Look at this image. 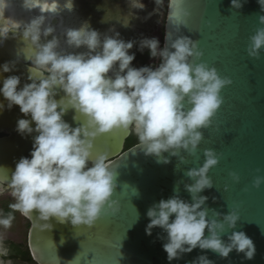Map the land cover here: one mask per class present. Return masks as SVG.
<instances>
[{
  "label": "clouds",
  "instance_id": "clouds-1",
  "mask_svg": "<svg viewBox=\"0 0 264 264\" xmlns=\"http://www.w3.org/2000/svg\"><path fill=\"white\" fill-rule=\"evenodd\" d=\"M9 3L10 0H0V36H7L12 30L30 46L28 58L32 67L28 79L32 82L18 90L20 76L10 75L3 80L0 93L9 110L19 105L20 112L31 117V120L18 119L16 131L21 135L38 133L33 137L30 157L19 159L8 182L15 201L10 208L25 216H31L35 210L41 230L53 227L48 222L50 218L61 224L70 221L74 226L92 227L102 212L116 213L120 208L119 201L112 199L117 187L116 172L110 168L108 155L100 153L92 157L95 138L114 129L131 130L144 154L157 157V162H169L163 155L165 152L183 160L179 150L189 154L195 151L202 140L200 129L211 124L222 103L220 91L231 80L222 78L215 67L205 62L189 63V57L199 59L202 55L189 36L173 39L170 48L174 51L161 48L156 37L142 38L139 50L147 48L150 57L159 58L160 63L156 67L137 68L131 66L136 54L129 51L135 41L121 39L118 32L101 38L87 22L63 32L67 48L83 47L87 51L70 52L61 47L60 39L52 35L55 27L46 24L49 16L60 12L59 0H23L25 9L39 8L41 13L26 23L4 16ZM155 3L159 5L162 0ZM258 3L264 11V0ZM129 4L132 8L145 7L143 0H129ZM231 6L239 9L243 0H231ZM72 7L71 0L65 8ZM45 11L49 16L43 14ZM259 22L264 25V15L259 16ZM49 35L52 38L42 42V37ZM262 49L264 27H259L250 37L247 52L250 57L259 58ZM14 68V61L5 62L0 65V72H11ZM33 69L41 75H34ZM57 87L64 93L59 100L55 98ZM4 108L0 102V111ZM69 109L75 110L74 121L84 117L76 127L63 119ZM204 154L203 165L186 172L194 181L184 184L191 202L174 194L154 203L146 213L149 223L145 232L151 235L154 227L162 229L166 235L160 238L165 241L163 249L169 262L196 248L211 250L221 258H227L235 250L251 260L256 248L244 231H232L227 240L222 239L226 225L228 229L235 228L239 220L236 211L223 214L213 210L214 217L209 219L208 197L200 193L213 186L207 174L218 163V156L212 149H205ZM230 175L239 181L238 174ZM261 183L264 176H256L253 186L259 187ZM13 219L11 214L0 215V227L10 228ZM2 240L0 234V254H6ZM187 264L215 262L201 254Z\"/></svg>",
  "mask_w": 264,
  "mask_h": 264
},
{
  "label": "water",
  "instance_id": "water-1",
  "mask_svg": "<svg viewBox=\"0 0 264 264\" xmlns=\"http://www.w3.org/2000/svg\"><path fill=\"white\" fill-rule=\"evenodd\" d=\"M159 6L152 0L151 11L140 19L149 18ZM181 9L189 15H183ZM260 15L264 11L258 0H243L239 9L231 6V0H167L162 48L174 51L170 43L180 35L196 41L202 55L199 59L189 57V63L205 62L215 67L222 78L231 80L220 91L222 103L211 124L200 129L202 140L195 151L189 154L179 150L183 160L165 152L163 155L169 162H157V157L144 154L139 142L125 148L131 130L114 129L95 138L92 157L106 153L110 168L116 172L117 187L112 199L119 201V211L102 212L92 227L74 226L70 221L61 224L50 218L48 222L53 227L44 230L39 226L35 210L31 216L24 215L30 224L29 249L38 264H187L201 254H206L215 264H264V183L253 186L256 176H264V49L259 58L250 57L247 52L250 37L257 28L264 27L259 22ZM107 32L113 34L114 27L106 29L103 35ZM29 47L22 35H14L12 30L7 36H0V65L15 62L13 71L0 72V87L10 75L20 76L18 90L32 82L28 79L32 67L27 63ZM32 71L36 76L41 75L35 69ZM56 91L55 98L59 100L64 93L59 87ZM0 102L5 105L0 111V133H4L0 136L2 194L10 189L8 182L19 159L30 157L33 137L38 133H18V119L31 120L30 115L25 117L19 105L9 110L2 93ZM74 114L75 110L69 109L63 119L76 127L84 117L74 121ZM31 126L34 128L35 122ZM205 149L214 150L218 156V163L207 174L213 186L200 193L208 197L209 219L214 217L213 210L223 214L236 211L239 220L234 229L225 226L222 239L227 240L232 231H244L256 248L251 260L235 250L227 258H221L211 250L196 248L169 262L163 249L165 241L160 238L166 234L160 227H154L151 235L145 232L149 223L146 213L154 203L174 194L191 202L184 184L194 181L186 172L203 165ZM232 172L238 174L239 181L233 180Z\"/></svg>",
  "mask_w": 264,
  "mask_h": 264
},
{
  "label": "flooded vegetation",
  "instance_id": "flooded-vegetation-1",
  "mask_svg": "<svg viewBox=\"0 0 264 264\" xmlns=\"http://www.w3.org/2000/svg\"><path fill=\"white\" fill-rule=\"evenodd\" d=\"M72 3H73L72 9L68 10L65 7L71 4V0H59V6L57 10L60 12L58 14L49 16V13L47 11L43 13L45 16H49V20H46V24L50 23L52 26L55 27L56 31L52 35H55L60 39L61 47L64 46L63 45L64 29L68 28L65 25L63 27L61 25V28H60L59 26L60 24H62V22L65 24L68 23L67 25L69 27L79 28L85 22H87L88 25H90L92 21L91 17L83 16V14L78 10L75 0H72ZM22 4H23V0H10L9 6L4 11V16L11 17L17 21L26 23L33 16L41 14L39 8H34L30 10L31 15H29V17L26 14H25L26 16L25 15L19 16L18 14H13L12 7H14V5L18 6ZM114 4L115 3H113V5ZM136 17L138 18V15ZM163 28H164V25H163ZM105 30L106 29L98 30V32L101 34V37L104 34ZM52 35H49L46 38L42 37V40H44V42L46 40H50L52 38ZM162 40H163V35H162ZM66 49L67 51H70V52L87 51V49L83 47L79 49H71V48H66ZM130 52H133V48L130 50ZM27 63L32 66V62L30 59L27 61ZM3 134L4 133H0V136ZM5 193H11V190L9 189L5 191L4 193L0 194V197H1L0 198V215L8 216L9 214H11L14 217V219L12 220L10 228L4 229L3 227H0V234H2L3 236L2 247L6 251V254H0V264H38L33 258L30 252V249H29V245H28V229L30 225L29 220L24 215H22L20 212L14 211L10 208V205L14 203L12 200L13 197L9 196L7 198H2L1 195Z\"/></svg>",
  "mask_w": 264,
  "mask_h": 264
},
{
  "label": "rangeland",
  "instance_id": "rangeland-1",
  "mask_svg": "<svg viewBox=\"0 0 264 264\" xmlns=\"http://www.w3.org/2000/svg\"><path fill=\"white\" fill-rule=\"evenodd\" d=\"M75 3L83 16L92 18L89 25L91 28L98 31L100 29L114 27V33L112 35L118 32L120 38L125 41L132 40L139 42L144 37H156L162 48L167 0H162L158 11L145 20H141L140 18L151 11L152 0H143L145 5L143 9L132 8L129 0H75ZM113 3L115 4L113 5ZM137 15L138 18L136 17ZM159 63V58L152 57L148 60L147 66L156 67ZM131 66L141 67L138 63H132ZM1 196L2 198H7L11 194L5 193ZM12 200L15 202L14 198Z\"/></svg>",
  "mask_w": 264,
  "mask_h": 264
},
{
  "label": "trees",
  "instance_id": "trees-1",
  "mask_svg": "<svg viewBox=\"0 0 264 264\" xmlns=\"http://www.w3.org/2000/svg\"><path fill=\"white\" fill-rule=\"evenodd\" d=\"M139 42H136L133 46V52H135V59L132 63H138L141 67L147 66V61L152 58L150 57L149 50L145 48L142 52L139 50ZM139 142L137 136L132 133L125 142V148L133 145L134 143Z\"/></svg>",
  "mask_w": 264,
  "mask_h": 264
},
{
  "label": "bare ground",
  "instance_id": "bare-ground-1",
  "mask_svg": "<svg viewBox=\"0 0 264 264\" xmlns=\"http://www.w3.org/2000/svg\"><path fill=\"white\" fill-rule=\"evenodd\" d=\"M38 11V10H37ZM12 12H13V14H18L19 16H22V15H27L28 17H29V15H31V12H30V10H28V9H25L24 7H23V4L22 5H14V7H12ZM34 12V11H33ZM47 13V12H46ZM45 13V14H46ZM25 15V16H26ZM25 18V17H24ZM49 20V19H48ZM68 24V23H67ZM67 24H65V23H63L62 22V24H60V28H61V25H62V27L65 25L66 27H69ZM70 25V24H69ZM77 27V26H76ZM105 35H109V36H111L112 35V33L111 32H107ZM105 35H102V37L101 38H103ZM63 47L64 48H67V46L63 43Z\"/></svg>",
  "mask_w": 264,
  "mask_h": 264
}]
</instances>
